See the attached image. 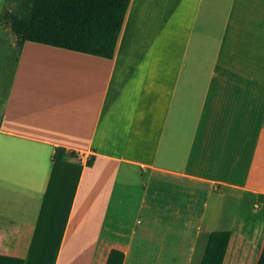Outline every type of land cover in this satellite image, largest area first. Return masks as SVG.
I'll list each match as a JSON object with an SVG mask.
<instances>
[{"label": "crops", "instance_id": "1", "mask_svg": "<svg viewBox=\"0 0 264 264\" xmlns=\"http://www.w3.org/2000/svg\"><path fill=\"white\" fill-rule=\"evenodd\" d=\"M0 77V255L258 263L264 0H131L113 59L0 27Z\"/></svg>", "mask_w": 264, "mask_h": 264}, {"label": "trees", "instance_id": "2", "mask_svg": "<svg viewBox=\"0 0 264 264\" xmlns=\"http://www.w3.org/2000/svg\"><path fill=\"white\" fill-rule=\"evenodd\" d=\"M0 27L8 29L22 49L26 42L113 59L131 0H6ZM6 5V4H5ZM231 233L213 232L202 264H223ZM125 254L111 250L106 264H124ZM0 264H25L0 255ZM257 264H264V247Z\"/></svg>", "mask_w": 264, "mask_h": 264}, {"label": "rangeland", "instance_id": "3", "mask_svg": "<svg viewBox=\"0 0 264 264\" xmlns=\"http://www.w3.org/2000/svg\"><path fill=\"white\" fill-rule=\"evenodd\" d=\"M15 6H16V4L15 3H13L12 1H10V2H8V3H6V5H5V7L7 8V9H14L15 8ZM8 68V67H7ZM6 68H4V70L2 71L3 72V74L5 73V70ZM2 77H3V75H2ZM7 79H8V77L6 78V81H7ZM0 80H2V78L0 77ZM6 84V83H5Z\"/></svg>", "mask_w": 264, "mask_h": 264}]
</instances>
